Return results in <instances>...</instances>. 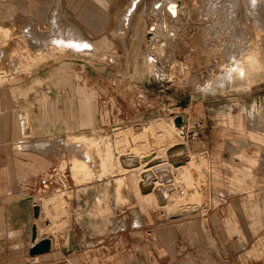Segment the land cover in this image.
I'll list each match as a JSON object with an SVG mask.
<instances>
[{
	"label": "crops",
	"instance_id": "obj_1",
	"mask_svg": "<svg viewBox=\"0 0 264 264\" xmlns=\"http://www.w3.org/2000/svg\"><path fill=\"white\" fill-rule=\"evenodd\" d=\"M7 1L10 2L2 1L0 6L9 5ZM18 1H26L28 14L32 12L36 21L44 24L49 21L52 12L55 13V9L59 8L57 12L61 18H58L57 13L54 15L52 19L54 31L51 34L53 39L45 41V45H56L60 50L69 48L100 54L111 45L110 39L103 37L110 32L114 21L124 12L126 0H11L10 6L16 7ZM172 1L180 2L182 7L181 0ZM137 3L138 1L134 0L127 8L123 17L126 24L129 23ZM167 3L171 2L169 0L156 2L154 6L156 15L153 23L148 27L149 34L160 16V8L165 4L167 6ZM64 11L68 15H62ZM65 17H68V21L74 23L81 31L73 27H64L62 21H65ZM198 17L204 20L199 14ZM86 36L103 39L92 42ZM151 37L154 38V35ZM151 39L147 41V45ZM150 48V53L155 57L156 43ZM52 53L51 56L57 59L59 50ZM55 75L56 86L72 85V82L78 83L81 80V75L75 74L68 63L61 64L56 69ZM95 89L98 93L97 99L95 91L89 90L86 85L77 88L78 101L86 113L83 123L78 124L74 119L73 105L69 112L67 110L66 118L62 116L64 120L62 124L66 125L65 128L69 131L76 127H88L87 130H93L91 135L82 133L71 135L67 139V148L71 152L70 194L73 195L74 214L80 216L79 221H75L73 228L68 231L62 232L69 221L65 216L55 219L51 228L45 229L40 225L43 221L45 226H51L48 213L53 210L52 208H57L58 203L59 209L55 216H61L60 214L70 206L69 199L61 198L65 197L64 193L54 192L50 197L36 201L40 206V215L37 219L34 217V206L30 199L41 195L40 180L57 165L58 157L30 148L19 149L20 146L28 147L29 140L24 141V144H14L18 139L15 123L10 119L2 127L0 121V143L4 144L1 150L5 149L3 159H0V264H186L187 261H191L192 264H246L251 262L247 258V248L256 246L260 242L264 243V189L260 191L254 188L256 180L252 172L253 182L250 180L243 182L235 176L234 171L230 173L229 165L238 169L241 167H235L236 164L245 163L242 156L253 157L252 150H243L241 145L234 142L239 135L237 128L225 127L219 122H214L205 133V125L208 121L205 119V107L199 105L203 102L193 98L187 100L192 105L186 104L183 115L179 116L184 119L187 135L188 132L195 130L199 131V137L196 140L183 137L184 140L188 139L189 148L185 147L184 150L188 158L192 159V163L194 161L192 156L196 154L206 157L212 163V168L218 171L220 185L211 184L208 203L210 213L207 217L201 218L196 212L198 206L205 202L199 205L197 203V207L192 209L190 215L166 216L164 214L166 211L188 210V207H178L174 210L168 203L171 196L177 193L178 183L185 181L183 176L178 175V172L184 170L175 173L170 169L171 167H168L170 164L167 162L168 165L165 164L166 168L163 167L162 170H149V177L145 180L142 175L146 172V164L141 160L147 156L139 157V153L128 155L140 159L139 164L142 162L144 166H130L125 162L127 156H123V162H119L117 158L107 160L108 156L102 149L106 140L105 135L97 134L96 129L104 126V121L107 119L106 111L110 121H114L115 116L123 122L168 117L174 105L172 98L156 97L151 101L147 96H132L127 90H117L114 93V84L104 81H98ZM112 96L116 98L115 110L111 101ZM165 101L169 104L166 105ZM159 102L164 105L157 108L156 103ZM193 103L196 105L193 106ZM148 106L156 110L150 112ZM5 117L6 115L3 114L0 120ZM60 118L61 115L58 114L53 118L54 122L45 125V128L57 133L60 129L58 124ZM191 120L193 126L189 125ZM115 130L123 133L118 127L112 129V132ZM111 134L115 139L117 133ZM96 144L101 147V159L93 149ZM184 144H187L186 140ZM36 146L42 149L52 148L49 142L37 143ZM68 164L67 160L64 161L62 168L66 169ZM83 166L86 168L83 169ZM170 170L172 173L169 172ZM168 177L172 181L167 184L165 179ZM97 178L99 179L94 180ZM108 178H114L110 181L114 185L111 195L108 193ZM83 181L89 182L80 183ZM156 182H159L160 186L157 187ZM141 183L146 186L154 185V189H142ZM158 188H160L159 195L155 191ZM195 189L196 195H199L197 187ZM164 193L167 194V199ZM58 196L60 201L56 202ZM192 203L195 204L194 200ZM110 214L118 216V218L113 217L111 224L107 217ZM34 225H37L38 231L35 243L32 241ZM44 238L52 242L50 252L31 256L30 250ZM241 246L244 247L238 250L237 248Z\"/></svg>",
	"mask_w": 264,
	"mask_h": 264
},
{
	"label": "rangeland",
	"instance_id": "obj_2",
	"mask_svg": "<svg viewBox=\"0 0 264 264\" xmlns=\"http://www.w3.org/2000/svg\"><path fill=\"white\" fill-rule=\"evenodd\" d=\"M2 1L5 2L0 0V3ZM9 1V5L0 6V116L6 115L0 121L2 127L10 119L15 123L18 139L14 144H24V141L29 140L28 147L20 146L19 149L30 148L54 155L58 157L56 166L61 168L67 160L69 180L72 179L69 161L71 152L67 148V139L71 135L82 133L91 135L93 130L76 127L69 131L62 124V116L66 118L67 110L69 112L73 105L74 119L78 124L83 123L86 113L78 101L77 88L86 85L89 90L95 91L98 81H104L114 84V93L117 90H127L132 96H147L151 101L156 97H171L174 104L168 117L138 122H123L117 116L114 121H110L106 111L104 126L97 128L96 132L105 135L106 140L102 146L104 153L107 156L110 152L113 153L107 160L117 158L122 162L123 156L134 155L135 152L140 156L157 152L160 158L167 159L168 150L175 146L172 144L174 142L188 148V139H185L187 144H184L185 140L179 137L174 124L175 119L180 114L183 115L185 105L189 104L187 100L193 98L202 101L199 105L205 107V119L208 121L205 133L214 122L225 127H235L239 135L234 142L241 145L243 150H252L253 157L246 158L244 155L242 158L245 163L236 164L235 167L241 168L235 169L229 165L230 173L234 171L235 176L243 182H253L252 172L256 180L254 188L260 191L264 189V0H181L183 6L180 17L171 22L168 33L156 30L148 45L147 41L152 36L147 32L148 27L156 15L154 6L161 0H137L128 24L123 17L134 0H126L124 12L103 37L110 39L111 45L100 54L69 48L60 50L56 45H45V41L53 39L52 19L58 14L59 8L55 9V13L52 12L49 21L44 24L36 21L32 12L28 14L26 1H18L16 7L10 6L11 0ZM198 14L204 20H200ZM62 15L66 16L68 13L64 11ZM58 18H61L59 14ZM67 18L62 21L63 26L78 29ZM160 20L159 16L155 25H159ZM117 29L120 31L116 32ZM86 38L92 42L103 39ZM216 39L221 40L220 47L216 45ZM155 43L158 58L149 51ZM56 50H59L57 59L51 56ZM64 63L70 64L73 72L81 75L78 83L74 81L72 85L56 86L55 71ZM238 64L245 69L238 68ZM228 75L233 80L229 81ZM95 93L97 99L98 93ZM111 101L115 110L116 98L112 96ZM165 104L168 105L169 102L165 101ZM156 105L158 108L164 104L159 102ZM148 107L150 112L156 110ZM58 114L61 115L58 123L60 129L56 133L45 128V125L54 122L53 118ZM192 120L188 123L190 126L194 125ZM115 127L123 133L116 131L117 129L112 132ZM111 133L116 135L115 139ZM41 142H49L52 148L37 147L36 144ZM93 147L101 159V147L97 144ZM2 148L4 144L0 143V159H3L5 150H1ZM192 158L193 163L192 159L187 158L179 168L169 162L176 169L175 172L184 170L178 172V175L185 178L184 182L178 183L179 188L169 206L174 210L188 207V210L166 211V216L190 215L197 203H209L211 184L220 185L218 171L212 168V163L206 157L196 154ZM108 179V193L111 195L114 185L110 181L114 178ZM165 180L167 184L172 181L169 177ZM195 185H202L204 194L196 195ZM181 190L185 191V195L178 193ZM51 195L53 193L42 194L38 199ZM65 196L69 199L70 206L61 216H55L59 209L58 203L57 208H52L48 213L51 226H45V222L41 221L42 228H51L55 219L65 216L69 221L64 226V232L72 229L75 221H79L80 216L74 214L73 195L66 192ZM193 200L195 204L192 203ZM57 201H60V196ZM107 217L110 224L113 217L118 218L116 214ZM242 247L244 246L237 249ZM247 249V258L251 262L246 264H264L263 242ZM186 264L192 263L187 261Z\"/></svg>",
	"mask_w": 264,
	"mask_h": 264
},
{
	"label": "bare ground",
	"instance_id": "obj_3",
	"mask_svg": "<svg viewBox=\"0 0 264 264\" xmlns=\"http://www.w3.org/2000/svg\"><path fill=\"white\" fill-rule=\"evenodd\" d=\"M171 3H167L168 5L166 6V4L162 7V8H160V22H159V25L158 24H156L155 26H152V28L150 29V34H152V36L154 35V32L156 31V30H165L167 33H168V29H170V24H172L171 22L174 20H177L178 18H179V14H180V12L182 11V7H181V3L180 2H178V1H170ZM182 6H183V4H182ZM184 9V8H183ZM251 10V9H250ZM161 12H162V14H161ZM207 17V16H206ZM211 17V16H210ZM203 18V17H202ZM158 20H159V18H158ZM202 23V22H201ZM259 23V22H258ZM203 25V24H202ZM258 26V25H257ZM262 27H263V25H262ZM158 32V31H157ZM157 32H156V34H157ZM162 32H164V31H162ZM175 36V35H174ZM152 38V37H151ZM150 38V39H151ZM154 40V39H153ZM214 41H216L215 43H216V45L217 46H221V40H219V39H216V40H214ZM158 45V44H157ZM238 45V44H237ZM236 45V46H237ZM241 45V44H240ZM239 45V46H240ZM158 47V46H157ZM218 48V47H217ZM233 48V47H232ZM221 49V48H220ZM240 50V49H239ZM235 51V50H234ZM241 51V50H240ZM245 52V51H244ZM264 52V51H263ZM252 53V52H251ZM262 53V52H261ZM245 55V54H244ZM242 56V55H241ZM262 56V55H261ZM261 61V60H260ZM242 64V63H241ZM241 64H238L239 66H238V68H240V69H242V70H244L245 68H243L242 66H241ZM246 71V70H245ZM244 71V72H245ZM241 75V74H240ZM244 75H245V73H244ZM244 75H242V76H244ZM228 77H230L229 75H228ZM228 77H227V79H228ZM241 77V76H240ZM229 81H231V80H233V77H230L229 79H228ZM172 126V125H171ZM174 128L178 131V134H179V137L180 138H183V136H182V133H181V129L177 126V125H175L174 124ZM172 130V129H171ZM179 130H180V133H179ZM176 137V136H175ZM179 138V139H180ZM175 141H176V139H174ZM182 140V139H181ZM180 140V141H181ZM68 141V140H67ZM177 142V141H176ZM179 142V141H178ZM180 143V142H179ZM172 144H175L176 145V143L174 142V143H172ZM178 145V144H177ZM184 148L185 147H183V149H182V151H183V153H182V151H178L177 153H178V156H177V158L176 159H180L181 161L180 162H178V163H172L170 160H169V157H167L168 159H165V158H160L159 157V154L157 153V152H153V153H151V155H147V157H150V156H155L154 158H152L151 160H154V159H156V157H157V159H160V160H162L161 161V163H159V164H156V165H154V166H152V167H149V168H147V164H148V162H144L143 161V158H142V162L144 163V164H146L145 166V173L142 175V178L143 179H147L148 177H149V173H148V171L149 170H151V169H154V170H156V171H158L159 169L160 170H162V168L163 167H165V164H167V162H170L174 167H180V166H183L184 165V163L187 161L186 159L188 158V157H186V161L183 159L184 157H185V155L187 154L186 153V151L184 150ZM186 154H185V153ZM135 153H137V152H135ZM112 154L113 153H111L110 152V154L108 155L109 157L110 156H112ZM134 154V153H133ZM125 156H127L126 158H125V162H127V163H133L134 161H137V162H139V160L140 159H138L137 157H135V156H128V155H125ZM115 157V156H114ZM139 157H141V156H139ZM143 157V156H142ZM123 160V159H122ZM123 162V161H122ZM142 162H140L141 164H139L140 166H144V164L142 163ZM126 164V163H125ZM128 165V164H127ZM168 165V164H167ZM125 166V165H124ZM173 166H170V165H168V167H171L170 169L172 170V171H176V169L173 167ZM89 167V166H88ZM133 167V166H132ZM131 167V168H132ZM83 169H85L86 167H82ZM166 168V167H165ZM168 170H169V168H168ZM169 171V172H171L172 173V171ZM166 172H168V171H166ZM166 172H164V173H166ZM176 173V172H175ZM140 174H142V172L140 173ZM165 176V175H164ZM163 177V176H162ZM140 178H141V176H140ZM160 179H161V177H160ZM138 180H140V179H138ZM164 180V179H163ZM141 181V180H140ZM158 181H160V180H158ZM162 181V180H161ZM147 182V181H146ZM162 184V183H161ZM164 184V183H163ZM157 187H158V185L160 186V184H159V182H156V184H155ZM163 186V185H162ZM143 187H144V189H151L152 190V188L154 189V185L152 186V185H149V186H146L145 184H143ZM160 188H158V189H155V191H156V193L159 195V193H160V190H159ZM181 194V193H180ZM143 195V194H142ZM175 195V194H174ZM174 195H172L171 196V198L169 199V201H168V203H170L171 202V200H172V198H173V196ZM184 195H185V191H184ZM164 196H166L167 197V194H165L164 193ZM183 196V195H182ZM201 196V195H200ZM162 201V200H161Z\"/></svg>",
	"mask_w": 264,
	"mask_h": 264
},
{
	"label": "built area",
	"instance_id": "obj_4",
	"mask_svg": "<svg viewBox=\"0 0 264 264\" xmlns=\"http://www.w3.org/2000/svg\"><path fill=\"white\" fill-rule=\"evenodd\" d=\"M181 133L183 137L191 138V140H196L199 137V131L192 130L188 132L187 135V129L184 124L183 129H181ZM67 168L63 169L60 166H54L51 171L40 180V194H50L54 192H62L65 193L72 190V185L69 184V173L67 172ZM197 187V191L199 195L204 194V188L202 185H195ZM181 195H184V190L180 191ZM32 198V204L34 206V202L39 201L38 198ZM68 199L66 196L64 197ZM38 203V202H37ZM196 212L199 214L201 218H205L210 213V207L208 203H202L200 206H198Z\"/></svg>",
	"mask_w": 264,
	"mask_h": 264
},
{
	"label": "water",
	"instance_id": "obj_5",
	"mask_svg": "<svg viewBox=\"0 0 264 264\" xmlns=\"http://www.w3.org/2000/svg\"><path fill=\"white\" fill-rule=\"evenodd\" d=\"M175 124L180 128V129H183L184 127V124H183V117L182 116H179L175 119ZM183 149V145L182 144H178V145H175L173 146L172 148H170L168 150V156H169V160L172 162V163H178L180 162L181 160L180 159H176L178 154L177 152L182 150ZM155 156H150V157H145L143 158V161L144 162H148L147 164V168L149 167H152L156 164H159L161 163L162 160L160 159H154V160H151L152 158H154ZM184 160L186 159V157L183 158ZM186 161V160H185ZM130 166H137L139 165V162L137 161H134L133 163H130L129 164ZM140 187L142 189H144L143 187V184L141 183L140 184ZM32 200V198H30ZM165 199H167V197L165 196ZM159 200L160 202L162 203L163 201H161V197L159 196ZM33 211H34V217L37 219L39 218V215H40V206L37 202H34V208H33ZM37 225H34L33 228H32V241L33 243L36 242L37 240ZM52 248V242L50 239L48 238H44L42 239L40 242H38L31 250H30V255L34 256V255H40V254H44V253H48L50 252Z\"/></svg>",
	"mask_w": 264,
	"mask_h": 264
}]
</instances>
